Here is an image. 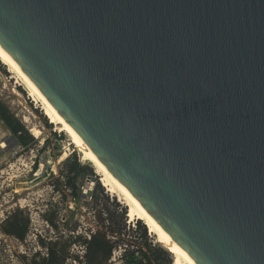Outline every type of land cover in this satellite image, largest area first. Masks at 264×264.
Here are the masks:
<instances>
[{
	"label": "water",
	"instance_id": "95a60500",
	"mask_svg": "<svg viewBox=\"0 0 264 264\" xmlns=\"http://www.w3.org/2000/svg\"><path fill=\"white\" fill-rule=\"evenodd\" d=\"M0 45L196 264H264V0H0Z\"/></svg>",
	"mask_w": 264,
	"mask_h": 264
},
{
	"label": "rangeland",
	"instance_id": "374dc122",
	"mask_svg": "<svg viewBox=\"0 0 264 264\" xmlns=\"http://www.w3.org/2000/svg\"><path fill=\"white\" fill-rule=\"evenodd\" d=\"M0 100L31 136L22 145L0 120V142L4 140L6 144L5 148L0 147V220L16 209L28 218L22 239L0 230V264H27L33 251L42 254L45 247L40 241L47 239H57L61 246L67 243L62 264H81L83 245L75 241L68 243V239L75 233L87 237L97 232H103L110 240L115 235L122 238V241L115 242L105 264H123V256L118 255L119 252L122 254L123 248L133 249L142 261L150 259L152 263L155 260L151 254L160 252L156 261L172 264L171 253L154 241L140 219L127 217L126 206L115 194L106 191L93 167L80 157L75 142L49 122L40 102L29 96L25 86L1 58ZM72 153L79 163L90 168L89 175L94 176V180L88 183H91L89 190L82 191L88 174L72 178L75 192L63 183L64 161ZM137 221L145 229L143 236ZM119 228V233L111 231ZM143 239L148 241L149 247L143 244Z\"/></svg>",
	"mask_w": 264,
	"mask_h": 264
},
{
	"label": "trees",
	"instance_id": "16d2710c",
	"mask_svg": "<svg viewBox=\"0 0 264 264\" xmlns=\"http://www.w3.org/2000/svg\"><path fill=\"white\" fill-rule=\"evenodd\" d=\"M0 120L10 130L12 135L16 138L17 142L21 143L22 145H25L31 138L26 127H24L22 122H20L12 115V113L8 110L6 105L1 100ZM64 163L65 178L63 179V183L69 185L71 187V191L75 192V185L73 184L72 178L78 176L79 174H90L91 170L89 167H85L83 164L79 163L73 153L71 155H68ZM97 186L99 185L97 184ZM27 221V216L21 214L20 209H16L0 220V230L3 233L11 234L18 239H22L26 232ZM48 221L51 225L54 224L50 217H48ZM137 225L141 227V234L143 236L145 233L143 225L138 223V221ZM111 231L116 234L120 232V228L116 231ZM47 240L48 241H40V243L43 244V247H45V250L43 251L44 253L42 252L41 254L39 253V251H33L27 261V264H62V260L65 255L64 248L67 243H62L61 246L57 239ZM70 241L81 243L84 247L83 260L81 264H105V260L115 242L122 241V238L115 235V238L110 240L109 237H106L103 232L90 233L87 237H85L83 234L75 233L68 239V243ZM142 242L147 247H149L148 241L143 239ZM159 255L160 252L151 254V258L155 260V262L152 263L150 259L142 261L140 257L134 254L133 249L125 250V248H123V252L121 254L124 259L123 264H159V262L156 261L160 257ZM74 256L76 257L77 255L75 254Z\"/></svg>",
	"mask_w": 264,
	"mask_h": 264
},
{
	"label": "bare ground",
	"instance_id": "6f19581e",
	"mask_svg": "<svg viewBox=\"0 0 264 264\" xmlns=\"http://www.w3.org/2000/svg\"><path fill=\"white\" fill-rule=\"evenodd\" d=\"M0 58L6 64L14 76L25 86L29 96L35 101L40 102V107L43 114L48 118L49 122L54 123L56 127L65 132L71 141H74L76 148L79 150L80 157L89 162L93 167L94 172L100 178L102 185L106 191L115 194L117 198L126 206L127 217L129 219H140L147 227L149 233L153 235L154 241L171 253L172 264H196L192 258L186 253L155 221V219L146 210L145 206L134 197L109 171L103 162L84 144L79 136L74 132L70 125L65 121L58 110L50 103L39 90L36 84L28 77V75L20 68L13 58L0 45ZM5 144V141L0 142V147ZM83 161V160H82ZM87 187H90L88 184ZM118 200V201H119Z\"/></svg>",
	"mask_w": 264,
	"mask_h": 264
},
{
	"label": "built area",
	"instance_id": "2783aa9c",
	"mask_svg": "<svg viewBox=\"0 0 264 264\" xmlns=\"http://www.w3.org/2000/svg\"><path fill=\"white\" fill-rule=\"evenodd\" d=\"M3 146H5V145H3ZM128 220H129V219H127V222H128ZM131 223H132V222H131ZM44 250H45V248L43 249V251H44ZM43 253H44V252H43ZM118 255L120 256L121 253L119 252Z\"/></svg>",
	"mask_w": 264,
	"mask_h": 264
}]
</instances>
